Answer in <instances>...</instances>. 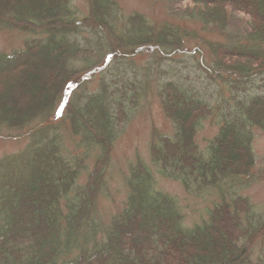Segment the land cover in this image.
I'll return each mask as SVG.
<instances>
[{
    "label": "trees",
    "instance_id": "1",
    "mask_svg": "<svg viewBox=\"0 0 264 264\" xmlns=\"http://www.w3.org/2000/svg\"><path fill=\"white\" fill-rule=\"evenodd\" d=\"M72 1L0 0V30L32 35L0 52V136L25 141L0 158V264H264V212L240 194L264 130V0H192L184 17L199 30L125 15L118 0H87L80 16ZM235 12L247 26L226 41ZM149 88L173 131L152 129L151 165L130 164L106 225L114 144ZM208 120L218 130L202 148ZM156 175L217 202L186 227Z\"/></svg>",
    "mask_w": 264,
    "mask_h": 264
},
{
    "label": "rangeland",
    "instance_id": "2",
    "mask_svg": "<svg viewBox=\"0 0 264 264\" xmlns=\"http://www.w3.org/2000/svg\"><path fill=\"white\" fill-rule=\"evenodd\" d=\"M125 15L138 12L144 14L149 19L156 21H169L173 23L187 24L192 29H197L201 25L194 19L187 20L184 16L186 8L193 6L192 0H118ZM74 7L79 15L87 14V0H73ZM190 10V9H189ZM188 10V11H189ZM246 18L243 14L235 12L232 15L231 25L223 37L230 40L228 33L238 34L246 28ZM32 37L29 33L6 29L0 30V52L9 53L13 50L23 48L26 41ZM214 39H219L215 35ZM238 39L237 35L230 41L234 44ZM198 48L197 44H192L190 49ZM187 57L186 55L181 56ZM189 60V59H188ZM161 69H165L161 66ZM187 69L184 70L186 72ZM173 74L180 75L179 71ZM175 76V75H173ZM157 128L163 133H172L173 128L170 121L161 107L157 93L154 88H149L147 93L140 97V102L133 110L130 119L124 125L118 139L114 144L113 155L108 168L106 181L108 193L99 196L98 209L103 224L108 225L113 215L124 207L128 195L127 177L130 172V164L136 160L151 165L150 143L152 129ZM218 130L217 125H212L210 120L206 121L198 133V143L205 148L208 141L213 138ZM16 132L4 131L0 136V158L20 151L25 145L21 139L8 138L15 137ZM255 167L253 176L249 179L245 188L240 190V194L246 195L255 205L256 211L260 214L264 212V130H258L254 138ZM154 171V170H153ZM85 175L82 179H85ZM156 186L159 190L173 196L184 215L183 224L191 227L195 223L201 222L207 217V208L212 207L217 202V195L214 189L204 190L200 194L188 192L183 185L176 180L163 178L156 175ZM254 259H264V238H262L253 251Z\"/></svg>",
    "mask_w": 264,
    "mask_h": 264
}]
</instances>
